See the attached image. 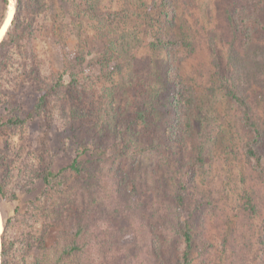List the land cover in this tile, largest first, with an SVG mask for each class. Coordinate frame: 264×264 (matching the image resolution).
Wrapping results in <instances>:
<instances>
[{
    "label": "trees",
    "instance_id": "16d2710c",
    "mask_svg": "<svg viewBox=\"0 0 264 264\" xmlns=\"http://www.w3.org/2000/svg\"><path fill=\"white\" fill-rule=\"evenodd\" d=\"M62 1L64 9L77 2L29 0L30 10L25 18L24 0H16L14 16L0 40V90L2 82L8 78L14 82L13 92L27 87L25 100L27 102L28 97L34 95V104L26 113L16 106L14 110L10 109L13 112L8 110L7 115L1 116L0 134L4 127L23 130L27 123L36 121L50 95L61 89L64 74L69 75L71 99H75L73 94H76L81 100L83 90H87L85 86L90 85L101 94L100 97L95 94L99 106L89 115V119L95 118L91 123L83 113L85 109H79L78 104L71 106L66 117L67 133L79 153L68 166L58 170L52 166V160L59 152L55 150L60 144L52 146L53 139L46 138L45 132L35 137L36 148L31 147L22 135L17 141L8 137L2 145L0 143V203L16 200L17 191L24 187L31 193L36 183L42 188L24 210L15 208L10 216L4 218L0 234V264H28L22 263L26 261L23 255L31 250L41 254L31 264H49L50 257L44 251L48 249V228L51 226L42 224L37 230L34 224L28 223L30 220L37 224L42 219L41 213L45 210L51 212L43 206L44 200L49 198V191L55 184L63 182L68 184V187L65 185L64 189H60L62 194L66 193L65 207H62L65 210L55 205L54 215L68 211L77 223L70 244L54 264L72 258L80 261L79 255L83 252L100 247L103 229L94 228L90 219L99 207L97 219L111 222L112 218L120 223L132 220L134 232L125 230L129 240L124 242L130 241L127 245L132 244L138 249V241H146L147 247L142 253L148 259L145 264H210L207 262L210 243L198 247L195 229L187 219L182 218L196 170L205 162L207 139L213 133L210 125L214 118H219L210 97L224 91L239 110L243 126L252 134L244 144V152L254 163L253 166L264 173V121L256 111L253 95L256 90L264 89V43L248 41V48L244 55H240L236 40L232 39L226 57L229 77L221 79L216 87L208 88L207 95H202L207 89L183 75L179 64L174 66L164 53L173 52L180 46L181 33L188 32L187 38L192 37L186 19L179 22L173 0H149L147 9L140 4L135 7L133 0H119L120 5L116 9V0L104 12H100V3L85 0L84 13L99 14V20L117 33L115 30L116 34L110 33L111 46L107 43L101 49L96 48L104 54L103 58L87 66L84 62L88 54L84 53V49L89 45L88 37H85L84 45L76 55L56 40L61 50L52 48L55 53L50 60L57 64L61 62V68L52 78V84L48 85L47 78H41L33 50L38 40L36 31L41 28L37 18L52 9L55 16L50 33L55 34L61 24V17L56 15L55 9L61 7ZM7 6L8 0H0V28L7 17ZM80 11L81 8L76 10L78 15ZM131 14L136 20L131 19ZM125 22H132L133 26H138L134 22L143 23L148 30L143 31L147 41L138 40L140 35L135 30L126 29ZM64 28L69 29V25L61 24V29ZM166 29L170 31L169 35ZM143 44L148 49L145 52L147 57L141 63L138 53ZM185 45L189 46L190 42ZM93 65L97 66V70H92ZM79 72L84 73L82 77H79ZM38 83H43L44 87L32 93ZM15 100V94L8 97V107ZM161 108H167L168 121L163 120L165 116ZM125 161L128 162L127 167ZM77 176H80L79 183ZM107 183L111 187L110 193L105 189ZM203 201L209 200L205 197L198 201L192 212H198V219L202 215ZM247 206L256 213V205L250 197L247 198ZM18 225L27 227V236L30 235L31 239L26 242L22 253L15 255L17 236L13 232ZM261 232L264 242V221ZM206 236L207 233L204 234L205 241ZM174 244L177 245L173 250L175 255L171 257L167 251ZM226 253L227 250L223 255L226 256Z\"/></svg>",
    "mask_w": 264,
    "mask_h": 264
},
{
    "label": "rangeland",
    "instance_id": "374dc122",
    "mask_svg": "<svg viewBox=\"0 0 264 264\" xmlns=\"http://www.w3.org/2000/svg\"><path fill=\"white\" fill-rule=\"evenodd\" d=\"M78 1L80 2L78 3ZM86 1L88 3H92L93 1L97 2V4L100 3L99 5L102 9L100 12L110 9L112 4L116 3V0ZM133 1L135 7L140 4L144 9L148 8L147 2L149 0ZM263 1L173 0V7L180 19L179 22L186 19L187 25L191 27L189 33L192 36V40L190 41L191 38H187L188 32L184 35L181 33L182 41L180 40V46L173 52L164 51V53H167V58L171 59L174 66L177 67L179 64L183 75L187 78H193L195 83L199 86L202 85L205 90L207 89V92L202 93V95H207L208 88L216 87L221 79L229 77L230 68L226 66V57L229 43L232 39L236 40V48L240 52V55H244L245 50L248 48L246 47L248 41L264 43ZM84 3L85 0H77L68 9H64L62 1V9L61 7L55 9L56 15L61 17L62 25H69V29L64 28L62 30L60 24L58 30L53 35L50 33L52 31L50 25L55 16L54 11L51 9L48 13L37 18L41 28L36 31L38 40L33 50L35 52L34 56L40 66L39 73L41 74V78H47L46 83L48 85L52 84V78L61 68L59 66L61 62L57 64L50 60L54 57L55 53V51H51L52 48H56V51L61 50L56 40L64 43L66 49L76 55L84 45L85 37H88L89 45L85 46L84 49V53L88 54L84 62V66H87L89 63H95L98 59L103 58L104 54H100L96 48L101 49L107 43L111 46L110 33H117V30L109 28L101 19L99 20V14H85L83 10ZM15 5L16 0H8V15L4 28L0 30L1 39L3 38L1 36H4L6 32H4L6 26L14 16ZM119 5L118 0L114 7L118 9ZM24 7V17L27 18L30 10L29 0H24ZM78 8H81L80 15L76 12ZM131 17L132 20H136L134 15L131 14ZM229 17H231V20H229ZM125 24L127 26L126 29L135 30L140 35L138 40L140 39L142 42L147 41L143 32L147 28L143 23L134 22L138 26H133L132 22L130 24L129 22H125ZM166 30L168 32L166 34L169 35L170 31ZM128 36L132 39L130 34ZM187 42H190L189 46L185 45ZM53 43L55 45H52ZM191 48L193 51H191ZM113 49H115V45ZM147 49L145 45L144 47H140L138 57L141 63L147 57V53H145ZM83 69L85 70V67ZM92 70H97V66L93 65ZM83 74L79 72V77H82ZM68 82L69 75L64 74L61 89L50 95L46 101L44 111L37 117L36 121L30 124L27 123L23 130H8L4 127L0 134L1 145L8 140V137H12L13 141H17L20 135H22V138L28 139L29 144L32 145L31 147L36 148V144L34 143L35 137H40L41 133L45 132L46 138L53 139L52 146L60 144V147L55 150V152H59H57L52 160L54 169L58 170L61 167L68 166L76 154L79 153L75 149L74 140L70 139L67 133L68 123L66 117L69 114L71 106L78 104L79 109H85L83 113L88 116V119L89 115L91 116L96 110L97 105L99 106L97 97L95 96V94H98V91L94 86L84 85L85 90H87H83L81 100H79L76 94H73L75 99H71L69 91L72 92V90L69 89ZM13 83L8 78L2 82L0 97L3 104L0 103V117L7 115L8 110L9 112H13L11 110H14L13 107L16 106L21 108L23 113H26L32 107V104H34V95L28 97L27 102L25 100L28 94L27 87L24 86V88L17 90V92H13ZM37 85L32 93L44 87L43 83H38ZM13 94H15L17 100L13 102V105L8 107L6 99L13 96ZM253 95L256 98V111L262 116L264 121V101L262 99L264 98V89L260 91L256 90ZM210 98L219 118H214L210 125L213 133L207 139L205 162L196 170L192 191L186 202V210L182 212V218L187 219L195 229V242L198 247H201L203 244L205 245L206 242L210 243L207 256V262L210 264H264V242L261 236L264 221V173L258 171L253 166L254 163L244 152V144L252 137V134L243 126L239 110L233 106L224 91H218ZM163 102L166 103V101ZM6 105L7 109L4 107ZM161 111L165 116L163 120L168 121L167 108H161ZM159 115L157 114V116ZM94 119H89V122H94ZM180 153L182 155V149ZM127 164L128 162L125 161V167H127ZM70 179L72 181L75 180ZM71 180L69 181V185ZM76 181L80 182V176H77ZM65 185L68 187V184H64V182L62 184H55L49 191V198L44 200L43 206L47 207L51 212L49 213L45 210L44 213H41L43 214L41 221H39L41 224H35L30 220L28 223L34 224L37 230L40 229V225L42 224L51 226L48 228L50 234L46 245L48 249L44 251L50 257L49 264L57 263V258L70 244L72 240L71 234L74 233L77 223L76 220L68 215V211H64L63 213L57 211L60 215H54L53 212L55 205L57 208L65 210L62 207H65L66 193L62 194L60 191V189L65 188ZM110 188V184L107 183L105 189H108L109 193ZM34 189L33 193H31L26 191L24 187L21 191H17L16 200L0 203V234L3 230L4 218L10 216L15 208L24 210L30 199L41 193L42 188L39 184L36 183ZM205 197L209 201L202 202V215L199 214L200 218L198 219V212H192L195 210L196 203ZM248 197L256 205V213L251 212L247 206ZM99 208L93 212L95 214L91 215L90 219L94 228L101 227L103 229L104 236L100 247H92L87 252H83V255H79L80 261L77 258H72V260L67 259L59 264H77L75 261L78 264L147 263V257L144 258L142 254L143 250L147 247L144 239L138 241V249L132 244L128 246L127 244L130 241L128 243L124 242H127L126 239H128L125 230L129 229L134 232L132 220L129 223H120L118 220L112 218L111 222L103 218L97 219ZM57 217L59 218L58 221H56ZM13 233L17 236L15 255H20L24 250L26 242L30 241L31 237L30 235L27 236L29 232L25 225H18L17 230ZM123 233L124 235L122 236ZM206 233L207 239L205 241L204 234ZM176 246L174 244L172 248L168 249L167 253L169 256L175 255L173 250ZM84 250L86 251V247ZM225 250H227L226 256L223 255ZM24 253L23 257L26 261L22 263L27 262L31 264L37 255L41 256L39 252L33 250ZM27 256L29 257L27 258Z\"/></svg>",
    "mask_w": 264,
    "mask_h": 264
},
{
    "label": "water",
    "instance_id": "95a60500",
    "mask_svg": "<svg viewBox=\"0 0 264 264\" xmlns=\"http://www.w3.org/2000/svg\"><path fill=\"white\" fill-rule=\"evenodd\" d=\"M7 15H8V12H7ZM6 18H7V17H6ZM11 19H12V18H11ZM11 19H10V21H11ZM5 21H6V19H5ZM5 21H4V23H5ZM4 23H3V25H4ZM3 25H2V27H3ZM9 25H10V22H9L8 25L6 26L5 31L7 30V27H8ZM2 27H1V28H2ZM1 28H0V29H1ZM5 31H4V32H5ZM2 37H3V36H2ZM0 39H1V38H0Z\"/></svg>",
    "mask_w": 264,
    "mask_h": 264
},
{
    "label": "bare ground",
    "instance_id": "6f19581e",
    "mask_svg": "<svg viewBox=\"0 0 264 264\" xmlns=\"http://www.w3.org/2000/svg\"><path fill=\"white\" fill-rule=\"evenodd\" d=\"M4 26H5V23H4V25H3V27H2V28H4ZM2 28H1V29H2ZM1 29H0V30H1ZM4 31H5V30H4ZM2 36H3V35H2ZM2 36H1V37H2Z\"/></svg>",
    "mask_w": 264,
    "mask_h": 264
}]
</instances>
